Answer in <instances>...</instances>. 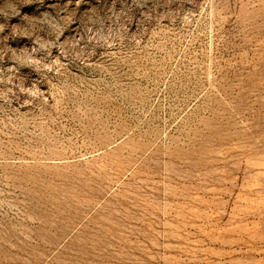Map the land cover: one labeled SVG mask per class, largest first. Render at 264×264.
<instances>
[{"label": "rangeland", "instance_id": "rangeland-1", "mask_svg": "<svg viewBox=\"0 0 264 264\" xmlns=\"http://www.w3.org/2000/svg\"><path fill=\"white\" fill-rule=\"evenodd\" d=\"M0 264H264V0H0Z\"/></svg>", "mask_w": 264, "mask_h": 264}]
</instances>
